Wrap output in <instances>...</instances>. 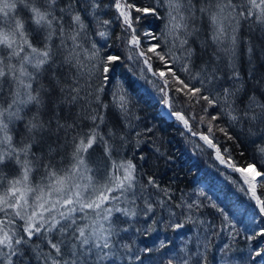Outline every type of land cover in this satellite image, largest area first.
<instances>
[{
  "label": "snow or ice",
  "instance_id": "snow-or-ice-1",
  "mask_svg": "<svg viewBox=\"0 0 264 264\" xmlns=\"http://www.w3.org/2000/svg\"><path fill=\"white\" fill-rule=\"evenodd\" d=\"M131 63L158 77L169 114L221 164L227 154L264 217V0H0V264H144L172 245L145 243L161 229L183 237L167 264H213L212 239L240 235L204 191L177 202L158 178L171 157L122 79ZM217 132L244 136L258 162H232ZM206 207L221 223L193 241L184 230L205 224ZM244 238L252 264L264 261V227Z\"/></svg>",
  "mask_w": 264,
  "mask_h": 264
},
{
  "label": "trees",
  "instance_id": "trees-1",
  "mask_svg": "<svg viewBox=\"0 0 264 264\" xmlns=\"http://www.w3.org/2000/svg\"><path fill=\"white\" fill-rule=\"evenodd\" d=\"M210 54L211 49L208 52V55ZM208 55H205L204 58L207 59ZM197 63L199 64V62ZM141 68H144L142 63L139 65L131 63L130 66L126 64L122 72V79L133 102L136 104V110L150 124L159 129L158 137H161L163 142L161 151L171 157L170 162L159 161L156 169L158 178L163 184L171 185L175 191L177 202L182 198L185 200L191 199L193 193L204 191L212 197V202L225 210L233 222L236 223V227L241 230L240 235L234 241L230 238L227 230L212 239V250L209 253V258L215 256L213 264H252L250 260L251 253L249 252L250 244L244 238L246 230L254 226L264 227V217L259 215L255 200L251 198L248 192L243 190L246 188L236 174L222 168L217 163L212 150L208 149L197 137H192V133H188L182 123L167 113V109L161 101V93L155 86V84L160 83L158 77H153L152 73L146 68L142 72ZM163 68L164 65L159 61L153 62L154 70H163ZM181 76L185 78L183 74ZM173 95L176 94L173 93ZM174 109L183 110L185 115H190L193 112L197 116L200 115L199 106L189 109L180 100L174 103ZM190 125L193 131L206 132V127L199 123L198 118L190 120ZM215 139L217 144L221 146L222 152L225 148L230 150L232 162L238 166L243 167L248 162H258L259 156L255 151V145L250 143L244 136L240 137L239 142L228 141L223 134L217 132ZM225 158L226 163H228L227 154H225ZM257 166L260 167L259 163H257ZM96 178L98 181L103 182L104 166L102 163L99 164ZM257 192L258 195H262V198H264V187H261L260 182L257 186ZM205 203L209 202L205 201ZM177 211L180 210L177 209ZM202 213V215L197 214L196 219L205 221V224L189 225L192 228L191 232H187V229L184 230L193 241H195L198 234L201 237L205 235L208 221H211L217 227L221 223V215L215 209L206 207L202 209ZM253 218H255L256 225H253ZM157 237L159 240H171L172 245L170 248L152 253L151 259H145L144 264H161L162 261L163 264H167L168 256L178 251L183 239L171 230L161 229L153 237L147 239L145 243L151 245ZM225 243L231 245V250L228 251L227 255L219 251ZM256 264H264V261L257 260Z\"/></svg>",
  "mask_w": 264,
  "mask_h": 264
},
{
  "label": "bare ground",
  "instance_id": "bare-ground-1",
  "mask_svg": "<svg viewBox=\"0 0 264 264\" xmlns=\"http://www.w3.org/2000/svg\"><path fill=\"white\" fill-rule=\"evenodd\" d=\"M166 109H167V108H166ZM167 113H169V109H167ZM182 126H183V124H182ZM183 127H184V126H183ZM186 130H187V129H186ZM187 132L190 133L188 130H187ZM191 136H192V137H197V138L199 139V136H198V135H197V136H193V135L191 134ZM202 142H203V141H202ZM203 144H204V142H203ZM204 145L207 147L206 144H204ZM207 148H208V147H207ZM208 149H210V150H212V151L214 152V157H215V150H214V149H211V148H208ZM215 160L217 161V163H218L222 168H224V169H226V170H228V171H230V172L236 174V175L240 178V180L242 181V183H243V185L245 186V188H247V185L244 184L243 177L241 176V174H240L239 172L233 171L232 168L228 166V163L221 164L216 158H215ZM257 186H258V184H257ZM248 193L251 195L250 192H248ZM257 194H258V192H257Z\"/></svg>",
  "mask_w": 264,
  "mask_h": 264
},
{
  "label": "rangeland",
  "instance_id": "rangeland-1",
  "mask_svg": "<svg viewBox=\"0 0 264 264\" xmlns=\"http://www.w3.org/2000/svg\"><path fill=\"white\" fill-rule=\"evenodd\" d=\"M259 183V182H258ZM243 184V183H242Z\"/></svg>",
  "mask_w": 264,
  "mask_h": 264
}]
</instances>
